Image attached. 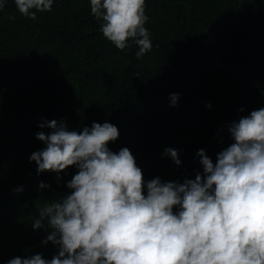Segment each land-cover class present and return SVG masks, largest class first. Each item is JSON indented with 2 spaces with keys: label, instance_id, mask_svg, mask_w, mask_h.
Masks as SVG:
<instances>
[{
  "label": "trees",
  "instance_id": "1",
  "mask_svg": "<svg viewBox=\"0 0 264 264\" xmlns=\"http://www.w3.org/2000/svg\"><path fill=\"white\" fill-rule=\"evenodd\" d=\"M145 13L153 47L137 58L131 41L119 50L103 36L89 0H54L35 20L13 0L0 10V264L58 251L31 223L78 169L36 174L35 133L51 131L41 118L76 130L108 121L119 131L109 148H129L146 181L182 182L202 171L199 149L215 162L232 143L226 125L264 107V0H146Z\"/></svg>",
  "mask_w": 264,
  "mask_h": 264
},
{
  "label": "clouds",
  "instance_id": "2",
  "mask_svg": "<svg viewBox=\"0 0 264 264\" xmlns=\"http://www.w3.org/2000/svg\"><path fill=\"white\" fill-rule=\"evenodd\" d=\"M6 2L0 0V10ZM13 2L35 20L38 12L52 10L54 0ZM89 4L117 49L131 41L137 58L151 51L146 0ZM179 97L170 93L169 105L177 106ZM38 127L51 131L35 133L45 145L29 156L36 174L60 178L73 165L78 171L66 182L70 193L40 206L31 223L34 230L51 229L42 243L51 241L57 253L50 259L42 253L16 256L5 264H264V107L226 125L232 143L215 162L199 149L202 171L182 182L159 176L146 181L129 148H109L119 131L108 121L76 130L63 119L41 118ZM163 155L176 166L182 163L177 149L167 147ZM38 187L50 185L41 181ZM14 191L21 193L23 186Z\"/></svg>",
  "mask_w": 264,
  "mask_h": 264
}]
</instances>
